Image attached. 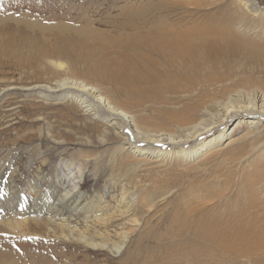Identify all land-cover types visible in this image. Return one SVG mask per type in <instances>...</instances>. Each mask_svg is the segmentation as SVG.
<instances>
[{
	"label": "rangeland",
	"instance_id": "1",
	"mask_svg": "<svg viewBox=\"0 0 264 264\" xmlns=\"http://www.w3.org/2000/svg\"><path fill=\"white\" fill-rule=\"evenodd\" d=\"M194 1L200 0H0V178L3 183L13 178L29 206L35 204L30 185L38 184L35 197L41 202L36 209H43L47 202L58 204L56 197L71 188L67 176L73 173L82 176L79 192L85 199L61 215L54 216V209L27 215L21 229L0 222V264H264V149L258 148L255 137L246 138L247 124H238L250 116H233L207 130L203 139L190 142L188 149L229 130L228 137L233 138L228 142L236 141L213 149L211 153L218 155L206 162L200 158L194 164L181 163L177 156L156 157V152L155 158L143 160L130 154L127 146L119 157L120 142L101 144L108 124L90 120L81 108L64 100L61 91L39 92L38 86L51 85L55 82L49 81L60 77L50 74L42 51L63 47L67 41V58L60 59L73 63L67 75L98 87L116 104L122 102L130 115L163 117L158 113L166 114L164 106L140 108L131 93L116 95L119 89L103 80V69H93L102 55L111 64L118 60V50L126 58L135 55L133 33L154 20L217 17L219 22L237 24V0H226L211 15L210 8L194 10ZM254 1L264 11V0ZM256 21L251 28L264 37V22ZM29 24L51 30L39 32ZM211 95L220 98L218 93ZM174 102L167 105L169 110ZM129 129L120 133L132 137ZM158 149L171 151L164 145ZM88 204L90 213L83 208ZM127 204L133 205L129 213ZM99 213L106 222L98 220ZM218 222L241 224L239 229L228 227L239 238L216 241L214 234L222 240ZM209 230L211 235L206 234ZM125 233L128 239L118 255L107 246L96 249L78 240L83 234L102 238L112 247Z\"/></svg>",
	"mask_w": 264,
	"mask_h": 264
},
{
	"label": "bare ground",
	"instance_id": "2",
	"mask_svg": "<svg viewBox=\"0 0 264 264\" xmlns=\"http://www.w3.org/2000/svg\"><path fill=\"white\" fill-rule=\"evenodd\" d=\"M224 2L226 0H200L194 1L191 5L196 6L194 10L210 8L208 11L211 15L214 14L215 7L219 10L222 9ZM181 6L183 5L181 4ZM235 6L239 13L236 15L237 24L235 26L230 25L226 20L219 22L217 17L193 19L194 16H187L173 20H154L150 22L149 26L143 27L142 31H139L140 28H138L136 33H133L136 36L135 55L126 58L125 55L121 56L118 50L115 52L118 60H115L113 64L106 55L98 58L100 65L93 71L96 72L98 69L105 71L102 74L103 80L117 87V90L119 89L117 96L124 97L123 93H131L140 108L145 107L146 109L147 104L153 109L157 105L158 108L164 106L166 114L158 113L163 117L130 115L131 111L127 112L122 106L124 105L122 102L116 104L98 87L67 75L74 69L73 63L66 65L60 60L67 58L65 49L67 41L64 42L63 47L57 45L52 49L50 46L49 52L42 51L41 54L46 59L44 60L50 66L48 67L50 74L53 76L60 74V77L54 81L53 79L52 81L48 80L55 82L51 85L38 86L39 92L61 91L62 98L70 100L72 104L81 108L90 120H95L101 125L108 124V129L106 132H102L103 135L99 142H102L101 144L122 143L116 149L119 157L126 153L127 146L131 149L132 153L130 154L134 157H143V160L155 158L152 154L156 152V157L177 156L181 163L194 164L200 158L205 159L206 162L218 155V152L211 153L213 149H218L219 146L233 138L232 136L228 137L229 130L220 131L212 137L210 142L202 140L188 149L191 145L190 142L203 139L207 130H211L212 127L213 129L217 128L215 124L223 125L225 122H229L233 116L242 113L250 116V118H244L238 122V124H247L246 138L255 137L257 143H260L258 148L264 149V122L260 120L264 119V37L261 36L262 34H256V31L251 28V26H255L254 22L256 23L259 18L264 22V11L254 0H237ZM35 10L34 12L37 11ZM46 13L48 14V12ZM16 17L14 19L20 16ZM28 26L36 27L39 32L51 30L44 26L39 27L32 24ZM144 30L147 31L144 32ZM6 42L9 46L13 43L11 40H6ZM123 57L126 59L121 60ZM58 70H63L64 74ZM212 93L220 94V98H215L211 95ZM178 94L180 96L176 98L171 96ZM171 99L175 100L173 103L175 105L174 112L167 107ZM166 125L167 128H165ZM125 128H130L129 132L132 137H126L120 133L121 129ZM233 141L236 140L229 141L226 146H230ZM163 145L171 151L162 153L165 150L158 149V147ZM130 154H127V158L131 157ZM136 161L138 162V160ZM129 168L134 171L136 166L132 164ZM81 178L82 176L78 177L73 173L71 176H67V183L72 182L71 188L64 190L62 195L57 196L56 193L58 204L47 202L43 205V209L42 206L41 209H36L41 202L38 197H35L38 195V184L32 182L30 185L32 193L29 194L33 197L35 204L29 206L31 203L23 196L25 191L13 178L4 182L5 184L0 178V194L4 196L0 199V222L6 223V225L11 223L14 228L21 229L22 223L25 224L29 219L26 218L27 215L32 213L31 217L34 214L41 215L54 209L53 215L55 213L61 215L71 206L78 207L85 202L83 195L79 192L81 191ZM10 190L13 192V196L10 195ZM45 199L47 198L45 197ZM203 205L207 206L208 204ZM132 206L127 204V213ZM83 208H87L86 211L89 213L92 211L88 210L91 208L90 204ZM99 216V221L106 222L104 218H101L103 215L99 213ZM20 218H24V220ZM220 224L219 232L222 240L215 237L214 234L216 241L224 243L239 238V235L231 233L228 227L232 225L239 229L241 224L215 223V225ZM83 234L79 236L78 240L96 249L107 246L106 248L113 255L121 253L128 239V233H125L122 242L113 244L111 247L102 238H88ZM206 234L211 235L212 231L209 230ZM246 237L245 235L240 238Z\"/></svg>",
	"mask_w": 264,
	"mask_h": 264
}]
</instances>
